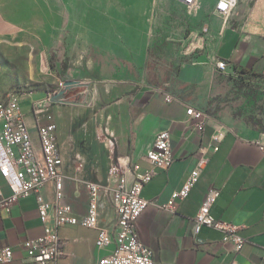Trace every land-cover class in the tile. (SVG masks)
<instances>
[{"label":"crops","instance_id":"obj_1","mask_svg":"<svg viewBox=\"0 0 264 264\" xmlns=\"http://www.w3.org/2000/svg\"><path fill=\"white\" fill-rule=\"evenodd\" d=\"M79 1L0 0V33L25 29L56 37L51 29L53 24L65 25L70 21V10L79 7ZM202 1L199 0L197 8L190 9L198 10ZM144 7H140L141 14L129 19L145 23ZM212 11L216 17H212L210 25L205 27L210 32L211 42L215 39L211 43V58L189 63L180 70L179 89L173 93L172 102H166L162 94L148 87L123 89L120 83L99 81L93 84L96 92L90 106L95 110L91 119L83 121L78 117L79 126L73 133L69 130V135L61 141L56 130L65 175L63 200L73 206L77 215H84L90 200L89 183L97 182L103 187L104 202L99 227L64 225L59 228L64 240V256L57 264L62 259L64 264H97L101 256L111 251V247L96 245L99 229L114 230L118 218L112 197L116 177L108 174L110 146H115L116 154L131 157L135 173L142 172L151 167L145 156L156 133L163 129L170 130L174 161L168 169L156 168L153 178L142 190L143 197L158 204L168 202L173 191L183 184L196 164L200 147L218 145L219 149H208V163L189 194L178 200L175 213L150 206L139 217V237L153 250L154 264L264 262V149L261 148L264 131L227 111L207 112L205 129L198 131L186 112L189 106L202 108L209 100L218 59L229 61L226 70L229 73L245 70L264 78V0H238L236 7L224 16L215 11V0H212ZM107 21L120 23L124 18L108 15ZM73 33L78 36L76 30ZM114 34L119 35L114 30L105 32L110 38ZM132 35L140 38L144 31ZM70 105L54 102L48 112L53 118L65 117L67 120L64 108ZM86 105L79 104L78 108ZM44 118L43 122L49 121L46 116ZM29 128L35 149L40 154L38 131L34 126ZM133 178L131 174L129 180ZM211 189L218 191L211 205V215L234 224L237 233L246 238L239 252L234 251L232 242L223 240L221 230L206 225L197 233L193 230L192 220ZM10 193L9 183L0 171V200ZM41 193L47 201H55L54 182H46ZM73 227L85 230L77 232ZM42 233L35 196L21 198L9 213L0 209V249L14 248L11 264H22L26 257L21 247L23 241Z\"/></svg>","mask_w":264,"mask_h":264},{"label":"rangeland","instance_id":"obj_2","mask_svg":"<svg viewBox=\"0 0 264 264\" xmlns=\"http://www.w3.org/2000/svg\"><path fill=\"white\" fill-rule=\"evenodd\" d=\"M142 6L146 8V22H132L129 18L141 14ZM70 11L72 16L65 25L53 24L56 37L25 29L0 33V104L11 95L21 99L28 127L37 129L31 101H46L61 89V81L77 82L72 86L78 89L67 96L74 103L64 108L68 121L65 117L53 118L60 141L69 135V130H76L78 117L83 121L91 119L95 82L120 83L123 89L144 86L173 95L179 89L178 76L184 66L211 58L215 39L211 42L205 27L216 17L212 0H203L198 10L176 0H80L79 7ZM108 15L122 16L124 21L111 24ZM110 30L119 35L106 36ZM141 30L143 37L132 35ZM209 94L201 109L210 114L230 112L264 131L263 77L245 70L229 73L215 69ZM79 104L87 105L78 108ZM60 264H64L63 259Z\"/></svg>","mask_w":264,"mask_h":264},{"label":"built area","instance_id":"obj_3","mask_svg":"<svg viewBox=\"0 0 264 264\" xmlns=\"http://www.w3.org/2000/svg\"><path fill=\"white\" fill-rule=\"evenodd\" d=\"M176 1L188 8H197L199 5V0ZM237 2L238 0H215V11L220 15H227L236 7ZM216 65L219 70L226 71L230 63L225 59H218ZM64 83L61 81V89L64 88ZM161 94L166 102L174 100L170 93ZM51 97L52 95H49L46 101L40 103L37 100L32 101L41 145L40 154L35 149L30 128L27 126L21 99L11 95L0 108V171L11 188L9 195L2 196L0 209L9 213L21 198L35 196L43 226L42 234L23 241L21 247L26 257L22 264H57L64 256V240L59 234V228L64 225L97 228L104 207L103 187L97 182L89 183L90 200L88 211L84 215H77L73 206L63 200L65 175L56 134L57 124L51 121L53 116L46 115L54 103ZM186 112L198 131L205 129L208 117L205 110L189 106ZM43 114L45 115L42 116ZM45 116L49 119L48 122L42 121ZM261 148L264 149V145ZM208 149L217 151L219 147H200L196 164L183 184L173 191L168 202L158 204L155 200L143 197L142 190L153 178L156 168L168 169L174 161L170 130L163 129L156 133L152 147L145 156L151 167L142 172L135 173L131 157L116 154L115 146H110L108 174L116 177L112 197L118 218L114 230L106 227L99 229L96 245L99 248L111 247V251L101 256L97 264H154L153 250L139 237L138 219L150 206L175 213L178 200L189 194L208 163ZM131 174L134 175L132 181L129 180ZM50 180L56 188V199L53 202L47 201L41 193L42 187ZM217 195V190L211 189L208 192L192 220L193 230L197 233L204 225L221 230L223 240L232 242L234 251L239 252L243 249L246 238L237 233L234 224L211 215V205ZM13 260L12 246L0 249V264H11Z\"/></svg>","mask_w":264,"mask_h":264},{"label":"water","instance_id":"obj_4","mask_svg":"<svg viewBox=\"0 0 264 264\" xmlns=\"http://www.w3.org/2000/svg\"><path fill=\"white\" fill-rule=\"evenodd\" d=\"M76 81L70 80V81H66V88L61 89L58 93L54 94L51 97V101L52 102H63V103H74V101H71L67 98L68 94L70 93V91L74 90L75 88L72 86L74 84H76ZM77 87V86H75Z\"/></svg>","mask_w":264,"mask_h":264},{"label":"bare ground","instance_id":"obj_5","mask_svg":"<svg viewBox=\"0 0 264 264\" xmlns=\"http://www.w3.org/2000/svg\"><path fill=\"white\" fill-rule=\"evenodd\" d=\"M2 105H4V103L3 104H0V108H1Z\"/></svg>","mask_w":264,"mask_h":264},{"label":"trees","instance_id":"obj_6","mask_svg":"<svg viewBox=\"0 0 264 264\" xmlns=\"http://www.w3.org/2000/svg\"><path fill=\"white\" fill-rule=\"evenodd\" d=\"M76 89H78V87Z\"/></svg>","mask_w":264,"mask_h":264}]
</instances>
